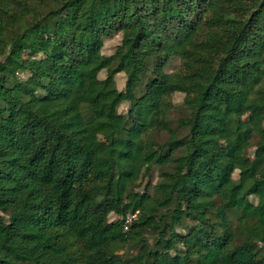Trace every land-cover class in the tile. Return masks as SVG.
I'll list each match as a JSON object with an SVG mask.
<instances>
[{
  "label": "trees",
  "instance_id": "trees-1",
  "mask_svg": "<svg viewBox=\"0 0 264 264\" xmlns=\"http://www.w3.org/2000/svg\"><path fill=\"white\" fill-rule=\"evenodd\" d=\"M245 115L264 121V0H0V264H264V128ZM151 148L159 182L119 188L151 176Z\"/></svg>",
  "mask_w": 264,
  "mask_h": 264
},
{
  "label": "rangeland",
  "instance_id": "rangeland-1",
  "mask_svg": "<svg viewBox=\"0 0 264 264\" xmlns=\"http://www.w3.org/2000/svg\"><path fill=\"white\" fill-rule=\"evenodd\" d=\"M68 12L65 13L64 16H67ZM120 38L117 36L113 39H106L105 40V46L103 48V54L104 55H111L114 52V49L116 47V45L119 43ZM25 58H28V54H25ZM180 67V61L178 59H173L171 62H169V64L166 67V71L167 73H173L175 71H177ZM26 76V75H24ZM105 77V73H102L100 78H104ZM125 84H126V76L125 74H119L116 77V85L117 88L120 91H123L125 89ZM184 101V95L183 94H174L171 97V102L174 105V108L172 110V112L170 113V120H171V127L176 128L178 126L177 120L180 116H182L183 114V110L181 108V105L183 104ZM158 105L160 108H162V96H160L157 100ZM129 109V104H123L120 107V113L121 114H126L127 111ZM244 119L248 122H250L254 128L257 131H261L264 128V121L260 116H253V115H245ZM181 136L184 134L183 131H181L179 133ZM155 140L160 142V143H165L166 141H168L169 139V135L166 132L163 133H157ZM259 138L256 136L254 137V139L252 140V147L250 150V154L253 155V152L255 151V147L254 145L258 142ZM225 146L227 148H229V144L228 143H224ZM96 147L98 150V154H97V160L100 163V165L104 166L108 164V146L107 143L105 142V140L103 139L102 136L98 135L96 137ZM148 156L150 158L151 161V165L154 166L153 171L151 176L147 179L145 177V167L142 164H135L134 166V172H133V176L131 178H128L124 175H118L117 179H116V184L119 188H130L133 187L135 188V190L137 192H144L145 191V187L148 184L149 180L152 181L153 186L156 185L159 182V176H160V165L162 163L161 161V157L160 154L153 148L148 150ZM183 156L182 152L177 153L176 157H181ZM234 178H237V174L234 175ZM150 193L152 196H154V191L151 188ZM253 202L257 204L258 200L256 198H252ZM159 204L162 203V201L158 202ZM116 216H112V220H115ZM152 226H156L158 225V222L156 220H153L151 222ZM150 240V239H149ZM157 262L160 264H163L165 262H167V259H165L164 257L158 256L156 258Z\"/></svg>",
  "mask_w": 264,
  "mask_h": 264
},
{
  "label": "built area",
  "instance_id": "built-area-1",
  "mask_svg": "<svg viewBox=\"0 0 264 264\" xmlns=\"http://www.w3.org/2000/svg\"><path fill=\"white\" fill-rule=\"evenodd\" d=\"M139 213H129L124 220V230L127 231L131 225L138 220Z\"/></svg>",
  "mask_w": 264,
  "mask_h": 264
}]
</instances>
